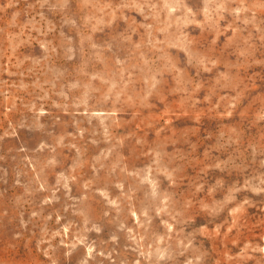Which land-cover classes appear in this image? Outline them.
Masks as SVG:
<instances>
[{
    "label": "rangeland",
    "instance_id": "374dc122",
    "mask_svg": "<svg viewBox=\"0 0 264 264\" xmlns=\"http://www.w3.org/2000/svg\"><path fill=\"white\" fill-rule=\"evenodd\" d=\"M0 264H264V0H0Z\"/></svg>",
    "mask_w": 264,
    "mask_h": 264
}]
</instances>
